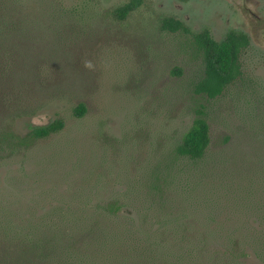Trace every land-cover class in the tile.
<instances>
[{
  "label": "rangeland",
  "instance_id": "374dc122",
  "mask_svg": "<svg viewBox=\"0 0 264 264\" xmlns=\"http://www.w3.org/2000/svg\"><path fill=\"white\" fill-rule=\"evenodd\" d=\"M26 1L32 56L47 63L52 88L35 115L11 125L23 137L60 118L65 127L0 154V223L21 232L75 217L91 225L100 204L118 202L119 228L135 239L231 234L250 254L241 261H255L262 228L241 190L249 177L264 182V0H143L124 21L113 11L131 0ZM166 17L218 42L230 31L249 36L242 75L220 97L197 93L202 60L184 35L162 29ZM201 109L211 145L200 161L177 158ZM218 236L209 254L227 245Z\"/></svg>",
  "mask_w": 264,
  "mask_h": 264
},
{
  "label": "trees",
  "instance_id": "16d2710c",
  "mask_svg": "<svg viewBox=\"0 0 264 264\" xmlns=\"http://www.w3.org/2000/svg\"><path fill=\"white\" fill-rule=\"evenodd\" d=\"M143 3V0H131L116 8L113 15L124 21ZM27 6L26 0H0V154L14 153L27 147L32 139L47 138L65 127L60 118L32 127L29 137H23L11 125L15 119L35 115L48 94L47 88H52V81L45 73L47 63L43 57L32 56L35 51L31 49L26 28L29 17L22 12ZM161 24L164 31L189 39L195 55L202 60L204 73L196 86L198 94L216 99L241 77L240 58L250 46L247 34L230 31L218 42L208 29L192 32L182 21L171 17L164 18ZM86 112L84 104L74 110L76 117H83ZM211 141L210 125L201 109L177 147L176 156L200 161ZM259 179L249 177L250 190H241L247 207L259 215L255 222L262 228L254 230L259 235L251 255L257 263L241 261L250 254L245 253L243 243L231 234L220 237L211 231L199 238L198 234L191 235L184 229L168 236L135 239L130 232L119 228L116 219L122 207L112 202L99 205L100 216L92 219L91 225L75 217L60 223L53 220L33 223L21 232L0 223V264H157L156 260L164 264H264V182ZM217 236L227 239V245L222 252L209 254L211 240Z\"/></svg>",
  "mask_w": 264,
  "mask_h": 264
}]
</instances>
